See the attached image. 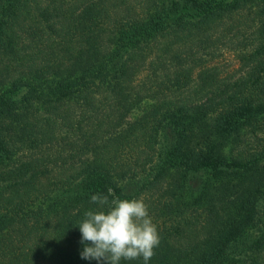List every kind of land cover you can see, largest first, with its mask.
<instances>
[{"label": "trees", "instance_id": "16d2710c", "mask_svg": "<svg viewBox=\"0 0 264 264\" xmlns=\"http://www.w3.org/2000/svg\"><path fill=\"white\" fill-rule=\"evenodd\" d=\"M97 193L148 264H264V0H0V264H98Z\"/></svg>", "mask_w": 264, "mask_h": 264}, {"label": "clouds", "instance_id": "9594fccd", "mask_svg": "<svg viewBox=\"0 0 264 264\" xmlns=\"http://www.w3.org/2000/svg\"><path fill=\"white\" fill-rule=\"evenodd\" d=\"M109 195L91 196V203L98 207L86 211L78 225L81 243L85 245L81 257L96 260L98 264L140 259L148 264L160 244L149 205L144 198L109 199Z\"/></svg>", "mask_w": 264, "mask_h": 264}, {"label": "rangeland", "instance_id": "374dc122", "mask_svg": "<svg viewBox=\"0 0 264 264\" xmlns=\"http://www.w3.org/2000/svg\"><path fill=\"white\" fill-rule=\"evenodd\" d=\"M217 61V67L219 68L220 75L223 77H231L236 74L238 69V64L235 59L231 56L230 51H226L223 53Z\"/></svg>", "mask_w": 264, "mask_h": 264}]
</instances>
